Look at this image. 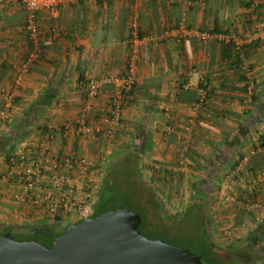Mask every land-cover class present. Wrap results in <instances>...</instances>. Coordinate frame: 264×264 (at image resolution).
<instances>
[{
  "label": "crops",
  "instance_id": "0c3cea01",
  "mask_svg": "<svg viewBox=\"0 0 264 264\" xmlns=\"http://www.w3.org/2000/svg\"><path fill=\"white\" fill-rule=\"evenodd\" d=\"M25 15L19 1L0 0V89L9 87L32 49ZM36 20L41 54L24 73L2 125L13 137L9 153L83 156L94 169L103 168L101 183L116 160L135 158L153 183L179 191L159 198L165 213L175 216L198 205L206 217L203 233L223 264L226 255L264 264V37L255 35L234 49L218 36L200 40L179 32L191 27L239 37L264 29V0H64L55 13L38 11ZM134 30L143 41L116 134L60 135L62 124L83 114L106 125ZM242 63L250 68L251 95ZM83 78L100 80L87 110ZM49 132L55 133L50 141ZM242 159L241 170L229 179L234 199L226 201L220 184ZM194 190L207 196L196 197ZM245 201L260 206L246 208ZM31 209L0 181L1 222L45 221ZM229 257L227 264H233Z\"/></svg>",
  "mask_w": 264,
  "mask_h": 264
},
{
  "label": "built area",
  "instance_id": "2783aa9c",
  "mask_svg": "<svg viewBox=\"0 0 264 264\" xmlns=\"http://www.w3.org/2000/svg\"><path fill=\"white\" fill-rule=\"evenodd\" d=\"M26 12L23 28L32 49L26 59L16 70L14 78L7 89H0V120L6 122L11 114L16 92L18 91L24 73L28 72L31 64L41 54L39 27L36 20L38 11L55 13L64 0H17ZM133 23V29L135 28ZM54 34L56 29H50ZM129 40V55L125 72L120 76V87L113 92L109 99V106L103 117L106 125H99L93 118L86 114L75 120H69L61 125L59 134L67 136L69 133L88 135L102 133L106 136H114L121 123V112L125 101L130 94L135 82V66L138 61L139 46L143 39L138 36L136 30ZM181 35L190 38L207 40L217 37L226 43L232 44L235 49L244 43L250 42L255 35L264 37V29H250L241 36L225 34H212L197 28L181 27ZM242 70L248 79L247 94L251 95L253 83L250 80V68L242 63ZM79 84L85 90L83 105L85 109L91 107L92 101L99 93L100 80L97 78L80 79ZM204 93V89H200ZM203 99H201V102ZM166 130H171L166 126ZM53 132L47 133V140L54 138ZM245 159L239 161L235 169L221 182L219 195L226 201L234 199V188L230 180L241 170ZM94 164L86 157L55 158L47 155H26L23 153H9L5 169L0 173V181H5L14 190V198L19 203L27 204L34 209L41 219L61 221L69 217L70 222H77L86 217H91L93 205L97 199V190L104 176L103 168H93ZM244 206L250 208L260 206L258 202L245 201ZM31 209V210H32Z\"/></svg>",
  "mask_w": 264,
  "mask_h": 264
},
{
  "label": "water",
  "instance_id": "95a60500",
  "mask_svg": "<svg viewBox=\"0 0 264 264\" xmlns=\"http://www.w3.org/2000/svg\"><path fill=\"white\" fill-rule=\"evenodd\" d=\"M141 220L116 208L68 223L57 236L47 227L30 228L28 240L2 234L0 264H203L188 248L141 233Z\"/></svg>",
  "mask_w": 264,
  "mask_h": 264
},
{
  "label": "rangeland",
  "instance_id": "374dc122",
  "mask_svg": "<svg viewBox=\"0 0 264 264\" xmlns=\"http://www.w3.org/2000/svg\"><path fill=\"white\" fill-rule=\"evenodd\" d=\"M5 123V122H4ZM0 120V134L2 133V125L4 124ZM116 162H119V160H116ZM121 162V161H120ZM124 164H128L129 167H131V176L129 177L128 174L125 175L127 177H123L122 175L119 176L118 181L120 183V187L118 189V192L115 194L114 197H112L111 200L107 201L106 208L109 209H116V208H129L139 214H141L142 217L146 218V222L141 224V230L143 234H146L151 239H163L168 243L175 244L184 248H189L192 252L199 255L202 251V248L198 246L202 241L206 243L207 237L206 235L202 236H196L195 233L199 235L201 232L200 229H198L197 225H189L186 220L183 221V217H179L177 219L173 218L171 215L172 212L170 210L169 214L165 213V207L161 206V208L157 209L154 208L150 203L146 202V196L148 188H146V184H150L151 187H153L156 191V194L158 195V198L161 200H164L171 196V194L179 193V191H171L166 190L164 188V184L157 183V181L154 180L155 183H153V175L148 174L150 172L148 169L146 172L142 171L141 168L138 166V162L132 158L128 157L126 159V162H121L117 165L118 168L124 167ZM6 166V158L4 154L0 153V173L5 169ZM128 169V168H127ZM139 173H138V172ZM121 172V171H120ZM127 173V172H125ZM114 179V178H112ZM153 183V184H152ZM157 183V184H156ZM131 185V187H130ZM132 188V189H131ZM183 194V191H181ZM192 192L187 191V193ZM138 197H137V195ZM162 197V198H161ZM125 198V199H124ZM145 204V210L144 208L139 209L136 205L137 202ZM184 202H182V205ZM181 208V206H179ZM201 211L205 213L206 209L205 207L201 206ZM177 215V214H175ZM180 215V214H179ZM8 224H21L19 222H6ZM195 228V229H194ZM55 231H62L61 225H55L54 226ZM195 232V233H194ZM213 256H218L219 252L213 250V253L211 252ZM225 258V264L228 263L227 256L223 257ZM201 260L203 264H209L210 256L209 255H203L201 257ZM227 261V262H226ZM220 262V261H219ZM222 264V263H221Z\"/></svg>",
  "mask_w": 264,
  "mask_h": 264
},
{
  "label": "trees",
  "instance_id": "16d2710c",
  "mask_svg": "<svg viewBox=\"0 0 264 264\" xmlns=\"http://www.w3.org/2000/svg\"><path fill=\"white\" fill-rule=\"evenodd\" d=\"M228 47L234 48V46L229 44V43H228ZM1 138L3 141V146L0 150V153L4 154V156L7 160L8 156H9L8 150H9V147L12 145L11 141H12L13 137L9 132L4 131L1 133ZM123 162H126V160H124ZM117 164H118V162L114 163L113 165H111L108 168V171L105 174L103 182L100 185L99 189L97 190V199L93 205V213H92L91 217H95L102 212L111 210L109 208H106V204H107V201L111 200L112 197H114L115 194L118 192V189L120 187V183L118 181L119 176L122 175L123 177H127L125 175H127L129 172L128 176L130 177L132 174L131 173V167H129L128 164H124V167H122V168H118V166L121 163H119V165H117ZM125 172H127V173H125ZM112 178H114V179H112ZM150 184L149 183L146 184V188H148V191H147L148 195L146 196V202L150 203L154 208L159 209V208H161V206H163L162 202L158 198V195L156 194L155 189L153 187H151ZM115 187H117L118 189ZM130 187H131V185H130ZM136 195H137V193H136ZM193 195H195L196 197L201 195L204 198L207 196L206 192L202 191V190H194ZM137 197H138V195H137ZM136 205L138 206L139 209L144 208V210H145V204L140 203L139 199H138V202ZM197 207H198V205L192 204L185 211H183V213H181L180 215H175L173 218L177 219L180 216L183 217V221L186 220L189 225H192V224H193V226L197 225L198 229H200L201 232L199 233V235L194 232L196 236H202V235L205 236V234L203 233V230L205 229L204 228V221H205L206 217L203 214L196 211ZM122 208H125V207H122ZM144 217H145V214H144ZM144 217L141 216L142 220H141V223L138 227V229L140 230L141 233H143L141 228H140L141 224L146 222V218H144ZM61 222L62 221L60 219H54L52 221H46L45 220L42 223L24 222V223H21L18 225V224H8V223L0 221V235L9 234L17 240H28V239H31L33 237L32 232H30V228L47 227L53 232L54 236H57L64 231L65 225L68 224V223L64 222V224L62 225L63 230L62 231H55L54 226L60 225ZM79 222H81V220L77 221V223H79ZM147 237H149V236H147ZM198 246H200L202 248V251L199 254L200 257H202L203 255H209L210 256L209 264H221V263L223 264V262L221 261V259L218 256H216V255L213 256L211 254V252L213 253V251H212L213 248H212L211 243L209 241H206V243L202 241L200 244H198Z\"/></svg>",
  "mask_w": 264,
  "mask_h": 264
},
{
  "label": "flooded vegetation",
  "instance_id": "af4514ba",
  "mask_svg": "<svg viewBox=\"0 0 264 264\" xmlns=\"http://www.w3.org/2000/svg\"><path fill=\"white\" fill-rule=\"evenodd\" d=\"M2 146H3V141H2V138H1V134H0V150H1V148H2ZM102 184V183H101ZM172 217H174V216H172ZM227 257L228 256H230L229 258H230V261L231 260H233L232 261V263L234 264L235 262H240V263H242V264H248V262H245V263H243V262H241V261H238V259H237V257H235L234 255H226ZM232 258V259H231Z\"/></svg>",
  "mask_w": 264,
  "mask_h": 264
}]
</instances>
